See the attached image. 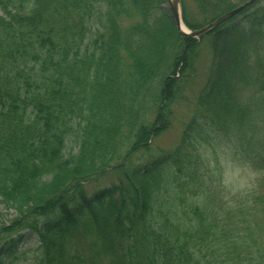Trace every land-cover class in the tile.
Here are the masks:
<instances>
[{"label":"trees","instance_id":"obj_1","mask_svg":"<svg viewBox=\"0 0 264 264\" xmlns=\"http://www.w3.org/2000/svg\"><path fill=\"white\" fill-rule=\"evenodd\" d=\"M166 2L0 0V245L32 231L30 264H264V0L200 40ZM193 2L192 31L240 4ZM206 37L194 112L156 146ZM231 166L260 184L232 191Z\"/></svg>","mask_w":264,"mask_h":264},{"label":"rangeland","instance_id":"obj_2","mask_svg":"<svg viewBox=\"0 0 264 264\" xmlns=\"http://www.w3.org/2000/svg\"><path fill=\"white\" fill-rule=\"evenodd\" d=\"M184 1L191 9L189 10L191 16L195 15L196 6L193 0ZM246 1L248 0H236L238 4L240 3L239 5ZM163 6L166 10H170L169 2H166ZM211 60V46L209 44V37H206L201 41L199 46L198 57L195 61L194 69L190 75H188L187 81L178 95V99L174 105L170 126L166 131L155 138L154 144H156V146L173 148L179 143L184 126L194 112L197 97L207 82L211 69ZM76 151L77 149L73 150V152ZM139 158L142 159L141 155L138 159ZM120 178L121 174L119 171H110L101 179L91 181V183L87 184L88 190L90 193H94L105 186L117 183ZM224 181L232 191L237 193L254 189L261 182L255 173L239 166L226 168ZM3 211L5 213L2 214L3 218L5 217L6 220L13 218L12 216L15 213L13 210L6 211L3 209ZM38 245V237L32 231L16 233L12 235L10 239L8 238L1 242L0 259L4 258L6 255H10L11 258L9 261L14 262V264H30L34 261L35 254L32 253L29 248ZM4 246L5 248L3 249Z\"/></svg>","mask_w":264,"mask_h":264},{"label":"water","instance_id":"obj_3","mask_svg":"<svg viewBox=\"0 0 264 264\" xmlns=\"http://www.w3.org/2000/svg\"><path fill=\"white\" fill-rule=\"evenodd\" d=\"M169 1V9L171 11V15L177 25L178 31L185 36H189V37H199L205 33H207L208 31L214 29L215 27L219 26L221 23L227 21L228 19L232 18L233 16H235L236 14H238L239 12H241L242 10H244L245 8H247L248 6H250L251 4L255 3L257 0H248L245 3L239 5L238 7L228 11L227 13H225L224 15H222L221 17H219L217 20H215L214 22L210 23L209 25H207L206 27L196 30V31H191L189 30L185 24L182 21V17H181V5H180V0H168ZM186 27V29L184 30L182 27Z\"/></svg>","mask_w":264,"mask_h":264},{"label":"bare ground","instance_id":"obj_4","mask_svg":"<svg viewBox=\"0 0 264 264\" xmlns=\"http://www.w3.org/2000/svg\"><path fill=\"white\" fill-rule=\"evenodd\" d=\"M184 30L186 29L185 27H182Z\"/></svg>","mask_w":264,"mask_h":264}]
</instances>
